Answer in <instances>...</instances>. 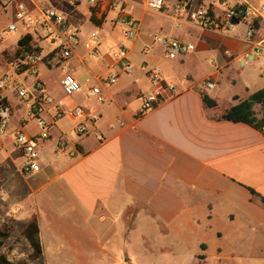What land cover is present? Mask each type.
Returning <instances> with one entry per match:
<instances>
[{"label": "crops", "instance_id": "obj_1", "mask_svg": "<svg viewBox=\"0 0 264 264\" xmlns=\"http://www.w3.org/2000/svg\"><path fill=\"white\" fill-rule=\"evenodd\" d=\"M74 1L79 7L80 1ZM180 1H173L174 14L168 12L166 6L157 14L163 18L157 30L164 37L175 38L195 48L176 60H168L175 61L172 68L179 72V81L173 77L166 80L157 64L147 56L148 46H156L153 43L156 35L144 31V19L137 13L136 3L124 0L125 13L140 26L137 36L130 41L118 36V25L108 17L92 21L85 7L84 17L92 24L89 38L92 34L98 38L99 57L92 56V47L85 52L79 45L67 62L69 71L82 84L85 103L66 107L51 97L54 104L43 106L38 117L49 124L50 137L39 146L38 173L25 175L21 172L22 152L15 143V135L19 132L32 137L38 134L30 108L34 102L13 103L14 92L4 91L11 108V123L8 133L0 137V166L11 184L7 191L9 199L31 205L33 214L28 223L37 218L40 241L41 222L49 207L53 214L59 210L79 218L85 226L83 252L68 235L66 239L72 242L64 248L59 245L56 252L50 248L54 252L52 256L64 255L75 262L81 255H97L94 252L97 249L109 258L111 253L103 250L100 243L104 239L129 240L138 233L148 240L159 235L164 239L168 231H189L198 240L199 263L208 261L206 252L210 248L217 264H264V204L260 199L264 198V132L245 124L216 120L238 101L264 89V58H260L264 56V13L257 18L258 29L251 40H247V21L238 22L232 30L210 31L189 20V13L198 10L209 11L214 17L221 16L219 0ZM257 1L259 5L255 0H228L231 6L246 5L253 9L264 3V0ZM5 3L6 0H0V5L5 6ZM24 3L32 14L45 8L65 14L76 27L73 16L66 13L76 5L71 7L68 0H24ZM238 27L243 29V34L237 32ZM26 35L28 32L24 31L20 39ZM20 39L14 43L8 39L0 42V78L22 76L15 77L12 66ZM113 44L124 45L129 55L137 53L145 58L134 63L128 57L133 64L132 73L124 74L120 70L118 82L106 89L100 86L99 79L112 70L113 62L106 52ZM206 58L211 59L210 65ZM256 59L254 77H241L238 70ZM142 64L159 74L161 86L153 84L149 76L140 72ZM54 66L62 72L61 82L64 72L55 50L42 59L39 68L42 82L40 69L50 70ZM88 80L91 83H87ZM205 80L215 86L205 91L216 102L215 109L206 108L202 102L200 88ZM91 85L101 87L105 103L92 105L93 99L86 98V90ZM157 93L161 95L159 103L141 114L142 97ZM234 97L238 101H234ZM23 107L34 118L32 133L27 131L32 122L22 114ZM76 107L82 109V116L65 115L55 120L59 109L69 112ZM254 111L261 117L259 106ZM65 119L71 124L70 128H66ZM79 125L87 128L83 136L75 133ZM62 139L67 141V150L58 153L56 146ZM17 161L20 162L18 167ZM15 186L18 192L20 188L25 189L23 197L16 195ZM111 225L121 227L110 232ZM207 240L214 244L209 247ZM108 261L118 264L114 258ZM70 262L67 259L62 264Z\"/></svg>", "mask_w": 264, "mask_h": 264}, {"label": "built area", "instance_id": "obj_2", "mask_svg": "<svg viewBox=\"0 0 264 264\" xmlns=\"http://www.w3.org/2000/svg\"><path fill=\"white\" fill-rule=\"evenodd\" d=\"M87 4L88 12L91 20L103 21L110 14L116 17L113 19L114 24L125 28V36L128 39H133L137 36L140 26L138 22L129 18L125 13L124 0H84ZM71 7H75L76 1L68 0ZM219 8L222 12L221 16H210L209 11L198 10L189 13V20L197 24L200 28L215 31V30H232L235 24L241 21H247L246 39L251 40L253 31V21L260 17V13L264 11V3L258 8L253 9L246 5L231 6L228 0H219ZM9 6L14 7V18L20 22L22 28L32 35L34 41L37 43L44 39L54 46V50L59 54L61 59L62 70L64 76L60 82L62 92L67 97H72L82 91V84L69 71L67 62L73 56L74 51L81 44L80 34L76 27H74L64 15L56 12L51 8L40 10L36 14H32L24 0H6L5 6L0 5V9L5 11ZM181 7H186L182 5ZM165 9V0H147L145 3V10L148 13L160 14ZM93 21V20H92ZM18 27L11 23L6 29L7 33L17 32ZM92 43L91 54L94 58L99 57L98 41L95 34L90 36ZM2 38L0 37V42ZM153 43L161 46L164 50V57L167 60H176L181 56L191 53L195 50L193 45L186 44L171 37H153ZM106 55L110 57L113 62L111 72L99 79L100 86L109 89L113 87L119 79V71L124 74L132 73V65L128 61V49L120 44L109 49ZM41 49L38 44L31 45L28 51L22 52L13 62L12 66L15 69V77L20 75L30 74L33 77L31 83L32 92H28L21 87V83L13 76H3L0 78V137L5 136L10 128L11 123V108L4 97V91L12 90L21 100L32 101L30 106L33 115L36 119L38 134L36 136H27L21 132L15 135V143L22 152L23 163L21 165V172L25 175H31L40 171L39 166V146L42 142L47 141L50 137L49 124L39 118V114L43 110L44 105H53V99L47 94L44 83L39 78V68L42 63ZM118 69V70H117ZM140 72L149 76L151 82L155 85L161 86L162 79L155 71L148 70L147 66L142 64ZM87 83H91L88 80ZM99 85H91L86 90V98L93 99L99 104L106 102V97L103 94ZM214 84L210 80H205L200 88V93H205L207 90L214 89ZM171 92L174 89L169 88ZM161 99L160 94H149L142 97L141 114L151 110L159 103ZM65 115L72 117H80L83 115L81 108L76 107L71 111L59 109L55 114V120L62 119ZM95 119V118H93ZM78 136H83L87 133V128L79 125L75 129ZM67 150V141L60 140L57 143L56 151L64 153Z\"/></svg>", "mask_w": 264, "mask_h": 264}, {"label": "rangeland", "instance_id": "obj_3", "mask_svg": "<svg viewBox=\"0 0 264 264\" xmlns=\"http://www.w3.org/2000/svg\"><path fill=\"white\" fill-rule=\"evenodd\" d=\"M78 1H80V6L78 7V5H76L75 8H67L68 11L66 13H69L71 16H73V21L80 34V46H82V48H84L86 52L92 47V43L89 38L92 24L88 19L84 17L85 7L87 6L86 2L84 0ZM131 1L132 3L137 4L136 11L139 16H142L144 19V31L147 34L150 33V35L153 36L156 35L158 37H164V34L157 30V27L162 23L163 18L160 15L145 12L143 10L145 0ZM173 1L174 0H167V3L165 4L168 12L173 11ZM255 2L258 3L257 0H255ZM183 14L187 16L186 12H184ZM115 17L116 16L114 14H110L108 20H113L115 19ZM11 23L15 24L18 27L17 32H6V29ZM24 31L25 30L20 25V22L16 21L14 18L13 6H9L5 11L0 9V37L2 38V40L8 39L9 42L14 43L17 39H20ZM116 32L118 36L123 38L124 40H132L125 37L124 27L118 25L116 28ZM237 32L243 34V29L241 27H238ZM36 44L37 41L35 45ZM38 45L41 49V57H45L49 52L54 50V46L44 39H41V41L38 42ZM116 46L117 45L113 44L112 46H109V48L112 49ZM148 48H150V50L147 53V56L150 57V61L152 63L157 64V69L160 73H162L163 77L166 80L170 77H173L174 79L179 81V72L172 68V62L175 61L170 62L164 57V53H162L163 48L158 45L152 47L148 46ZM128 57L130 61H134V63L140 61L142 58H145L144 55H140L137 53H133ZM260 58H264V56ZM205 60H207L206 63L209 65L212 62L210 58H206ZM257 64L258 60L256 59L253 63L249 64L253 65L252 68H250L251 66L249 65H247L246 67H241L238 70V74L241 77H254V70L256 69L255 67L257 66ZM61 73V70L57 66H54L50 70L45 68L40 69V77H42L45 89L50 97L66 107L72 106L74 103H85L86 100L84 99L81 92L72 97H67L62 93L60 87ZM170 73H172L173 75H171ZM32 81L33 77L30 74H24L23 76L17 78V82H20L21 87L26 89L28 92H32ZM25 101L26 100H21L20 98H18L16 93L12 94L11 102L22 103ZM91 104L97 105L98 103H95V101L92 100ZM22 114L28 121H30V123L32 122L29 125L27 131L30 133L34 132V118L32 117L31 113H29V111L27 110H24L23 107ZM64 122L65 124L67 123L66 128H70L71 124L69 123L68 119H65ZM51 146L52 144L47 146L46 150L48 151ZM10 150L11 148H9V151ZM17 155L18 153H15V156ZM1 164L2 161L0 156V165ZM16 165L18 167L20 165V162L17 161ZM9 183L10 181L6 176V171H4V168L0 166V229L7 226L11 230L9 238L4 242L2 248L0 249V256H4L8 260L9 264H62V261H66L67 259L72 261L69 264H115L113 261H108V259L113 258L118 261V264H217L213 261V258L211 256L213 252L210 248L206 252L208 261L206 263H199V261H197V255L201 253L199 245L197 243L198 240L195 239L193 233L189 231H184V233H175L173 231H168L166 232L164 239L162 238L163 236L159 235L153 240H148L146 239V236L144 234L139 233L137 235H132V239L129 240L119 239L117 241H109L104 239L100 243L103 245V250L111 253L112 256H110L109 258L108 256H102L103 254L100 253V251H98L97 249H95L94 251L97 255H81L80 257L76 258L77 261L75 262H73V258L64 255L52 256L51 254H54V252H56L55 249H57L59 245L64 248V246H66L68 242H72L70 239H66L68 235L73 237V239L75 240L74 242L79 245V251L83 252L85 226L81 223V220H79V218L69 216L60 212L59 210H57L58 213L55 212L53 214L50 207L46 211H44L45 214L43 216V222H41L40 228V231L42 232L41 245L44 253L39 258L34 259L32 257L33 249L29 246L22 235L24 228L28 223V220L33 214L30 210L31 205L25 203L24 201L20 202L21 205L19 201L12 202L9 199L7 192L11 188V184ZM14 190L16 195L23 197L22 195H24L25 189L22 190V188H20L21 192H18L17 186H15ZM119 227H121V225H111L110 232H112L113 229H118ZM126 227L129 228L128 225H126ZM117 236L123 238V236H120L119 233H117ZM207 241L209 247L210 245L214 244L211 240ZM50 248H52L54 252H51V250H49ZM120 259L121 261L119 262Z\"/></svg>", "mask_w": 264, "mask_h": 264}, {"label": "trees", "instance_id": "obj_4", "mask_svg": "<svg viewBox=\"0 0 264 264\" xmlns=\"http://www.w3.org/2000/svg\"><path fill=\"white\" fill-rule=\"evenodd\" d=\"M181 0L180 2H182ZM211 16V14H210ZM95 21L94 19H92ZM96 22V21H95ZM258 29V19L253 21V31ZM254 35V34H253ZM34 38L32 35H26L22 37L17 45L19 47L16 56L18 57L22 52L28 51L33 43ZM23 50V51H22ZM201 99L204 106L208 109H215L217 104L214 100L210 99L205 93L201 94ZM234 101H238L237 97L233 98ZM259 106L261 109V117H257L254 108ZM217 121H225L231 123H241L245 124L256 131L263 133L264 132V89L258 90L252 93L247 99L243 101H238L231 108L226 110L221 114ZM250 192L257 197H260L256 192L250 190ZM262 203L264 204V198L260 197ZM10 228L5 226L0 229V249L2 248L4 242L10 236ZM23 237L33 249L32 257L34 259L39 258L42 255V246L39 236V225L37 218L34 217L28 225L25 227ZM0 264H9L8 260L4 256H0Z\"/></svg>", "mask_w": 264, "mask_h": 264}]
</instances>
